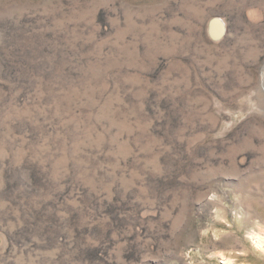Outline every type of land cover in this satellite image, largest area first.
<instances>
[{"label": "rangeland", "instance_id": "374dc122", "mask_svg": "<svg viewBox=\"0 0 264 264\" xmlns=\"http://www.w3.org/2000/svg\"><path fill=\"white\" fill-rule=\"evenodd\" d=\"M263 69L264 0H0V264H264Z\"/></svg>", "mask_w": 264, "mask_h": 264}, {"label": "water", "instance_id": "95a60500", "mask_svg": "<svg viewBox=\"0 0 264 264\" xmlns=\"http://www.w3.org/2000/svg\"><path fill=\"white\" fill-rule=\"evenodd\" d=\"M209 35L213 40L222 39L227 32V27L221 18L213 17L209 22ZM263 89H264V69H263Z\"/></svg>", "mask_w": 264, "mask_h": 264}]
</instances>
